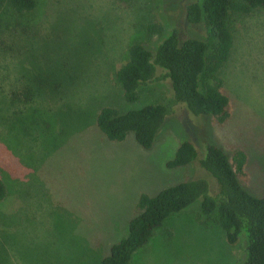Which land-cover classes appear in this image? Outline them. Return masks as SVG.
I'll list each match as a JSON object with an SVG mask.
<instances>
[{"label":"rangeland","instance_id":"rangeland-1","mask_svg":"<svg viewBox=\"0 0 264 264\" xmlns=\"http://www.w3.org/2000/svg\"><path fill=\"white\" fill-rule=\"evenodd\" d=\"M188 1L37 0L24 12L0 4V264H99L142 194L211 178L197 161L166 166L185 139L201 157L205 143L229 157L243 150L240 181L264 194V8L231 15L233 45L217 74L230 103L224 122L179 106L150 148L132 134L110 141L96 126L100 107L123 112L169 97L168 80L155 81L127 102L115 72L132 44L153 49L171 28L207 38L205 23L185 19ZM244 248L194 204L168 217L130 264H236Z\"/></svg>","mask_w":264,"mask_h":264},{"label":"trees","instance_id":"trees-1","mask_svg":"<svg viewBox=\"0 0 264 264\" xmlns=\"http://www.w3.org/2000/svg\"><path fill=\"white\" fill-rule=\"evenodd\" d=\"M7 1L17 12L31 11L37 4V0ZM259 8H264V0L188 1L185 19L191 24L205 23L209 28L207 38L183 37L178 28H171L153 49L142 43L132 44L125 62L115 72V80L127 102L136 101L139 89L155 81L168 80L169 97L162 103L123 112L111 106L100 107L95 117L98 130L110 141H122L132 134L138 145L150 148L164 121L179 106L195 118L211 116L219 123L224 122L230 114V103L220 88L217 74L233 45L231 15ZM35 82L40 88L48 85L45 79L37 78ZM196 161L211 178L195 177L154 195L142 194L127 234L111 245L99 264H130L133 255L168 217L194 204L199 206L201 215L224 232L229 244L243 239V258L236 264H264V194L252 193L240 181L241 176L246 177L244 151L237 149L229 157L221 147L205 143V155L201 157L194 143L185 139L166 166L180 168ZM6 195V184L0 178V200Z\"/></svg>","mask_w":264,"mask_h":264}]
</instances>
